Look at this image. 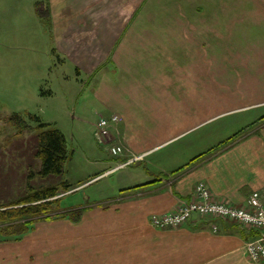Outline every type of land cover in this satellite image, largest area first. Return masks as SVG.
<instances>
[{
  "label": "crops",
  "instance_id": "0c3cea01",
  "mask_svg": "<svg viewBox=\"0 0 264 264\" xmlns=\"http://www.w3.org/2000/svg\"><path fill=\"white\" fill-rule=\"evenodd\" d=\"M146 2L49 0L57 51L74 64L79 75L95 80L97 113L120 116L112 129L113 139L131 153L144 155L137 163V181L148 179L135 182V174L126 169L118 178V192L99 200L101 211L88 210L76 223H53L70 225V232L76 230V234L79 224H84L88 235L101 233V241L110 236L107 231H119L140 242L150 234L165 241L168 234L204 237L242 231L249 234L246 238L240 235L245 242L252 232L236 223L239 231L232 229L231 221L193 217L181 227L158 229L151 226L149 217L171 212L192 198L199 182L209 187L214 199L237 207L246 205L253 190L264 188V123L231 145L208 151L243 122L250 124L262 115L255 107L264 108L263 96L255 92L264 91L260 71L264 53L254 50L248 30L254 24L202 20L199 17L204 12L226 13V7L200 5L199 0L183 7L188 15L180 9L178 18L160 19L158 7ZM169 8L161 6L164 11ZM239 110L246 112L238 117ZM226 116H235V123L229 121L232 127L223 133L227 127L216 121ZM107 163L115 165V158L110 156ZM114 165L94 179L112 173ZM123 181L128 182L122 187ZM41 231L0 248V264H76V243L69 245L70 259L63 260L64 245L50 242L51 230L44 229L43 235ZM53 231V235L63 233L60 228ZM90 243L84 245L92 251ZM204 248L202 253L213 249ZM214 260L203 258L201 264Z\"/></svg>",
  "mask_w": 264,
  "mask_h": 264
},
{
  "label": "rangeland",
  "instance_id": "374dc122",
  "mask_svg": "<svg viewBox=\"0 0 264 264\" xmlns=\"http://www.w3.org/2000/svg\"><path fill=\"white\" fill-rule=\"evenodd\" d=\"M36 1L0 0V115L3 118L0 121V210L15 207L8 204L28 196L34 190L46 186H57V194L49 199L48 213L60 216L47 220L43 212L29 217V220H33L30 229L17 239L9 232L8 227L11 222L8 220L0 222V244H2L0 248L4 250L7 249L5 247L7 243L21 242L28 233L42 230L43 235V230L49 229L52 231V237L48 236L49 240L51 239L50 242L64 245L61 253L63 260L70 259L69 245L77 244L76 264H201L203 258L215 259L214 262L210 261L211 264H261L247 257L245 242L237 231L229 233L231 235H221L220 232L204 237L168 234L165 241L163 237L160 239L161 237L150 234L149 238L142 237L143 242L136 237L131 241L128 235L125 236L119 231H107L110 236L101 241V233L97 231L91 235L90 232L88 235L84 224H79L76 234V230L70 232V225L62 226L53 223L61 220L76 223L65 216L70 215V211L77 208L85 209L84 212L94 209L101 211L102 205L98 203L99 200L115 191L118 192L121 187L118 178L126 169L131 171L130 174H135V182H145L148 179L137 181L139 174L136 167L139 166L137 163L144 158L143 154L131 153L125 146L119 154L109 153L107 145L100 144L95 139L94 124L99 116H105L103 113H97L98 98L93 91L95 80L84 73L79 75L74 64L63 53L57 51L51 28L35 13ZM199 2L200 5L206 6L220 3L226 7L223 8L226 13L221 12L222 10L200 13L199 18L202 20L254 24V28L248 29L252 34L254 50L264 53V29L262 28L264 0H199ZM188 3L195 5L197 0H147L146 2L150 7H158L157 14L161 15L160 19L172 18L170 15L175 17L180 9L182 15H188L189 13L183 10ZM163 5H168L169 10H162ZM174 8L177 9L176 12H173ZM260 39L261 42H259ZM261 68L260 71L264 77V64ZM255 94L263 96L261 99L264 101V91L257 90ZM255 109L261 110L262 113L258 119L250 124L243 122V125L235 132H231L208 151L229 146L264 123V108L255 107ZM15 112L23 114L25 118L28 117V113L37 115L43 122L50 123L63 133L71 158L65 162L60 175L42 177L38 174L40 165L36 157V130L17 132L5 119ZM244 112L246 111L239 110L238 117L244 115ZM228 116L216 121L218 125L227 127L223 129V133L232 127L228 125L229 121L235 123L233 121L235 116ZM238 117L236 116L237 119ZM259 131L258 128L256 132ZM112 143L120 144L121 142L113 141ZM110 156L115 158V165L107 163ZM129 161L131 162L129 166L119 165ZM110 165H114L112 173L94 179ZM62 182L70 184L71 188L65 190ZM127 182L123 181L122 187ZM62 214L66 215L63 217ZM152 215L154 214L150 217ZM206 219L210 221L209 218ZM59 228L63 230V233L53 235V230ZM89 238H92V244ZM154 238H157L156 242H153ZM85 241L92 245V251L87 250ZM172 241L175 247L171 250ZM177 244H184V246L177 248ZM203 246L205 247L203 250H209V247L213 249L202 253ZM52 254L57 253L52 252ZM208 263L206 261L205 264Z\"/></svg>",
  "mask_w": 264,
  "mask_h": 264
},
{
  "label": "built area",
  "instance_id": "2783aa9c",
  "mask_svg": "<svg viewBox=\"0 0 264 264\" xmlns=\"http://www.w3.org/2000/svg\"><path fill=\"white\" fill-rule=\"evenodd\" d=\"M119 120L117 114L99 116L93 132L98 143L107 145L109 153L113 154H119L125 149L122 143H112V129ZM130 164L129 161L119 165ZM193 217L231 221L248 229L252 235L245 240L246 255L251 261L264 264V188L253 190L246 205L237 207L214 199L209 187L200 182L196 185L192 198L183 200L171 212L152 215L150 224L158 229H175L185 225ZM213 229L216 230L217 226L214 225Z\"/></svg>",
  "mask_w": 264,
  "mask_h": 264
},
{
  "label": "trees",
  "instance_id": "16d2710c",
  "mask_svg": "<svg viewBox=\"0 0 264 264\" xmlns=\"http://www.w3.org/2000/svg\"><path fill=\"white\" fill-rule=\"evenodd\" d=\"M34 10L39 19L43 20L51 28L49 0H37L34 4ZM93 75H95V73H93ZM2 119L3 118H1L0 115V121ZM5 119L6 122L17 130V132L23 130H36V157L39 160L40 168L38 174L40 176H57L63 172L64 164L71 158V153L67 150L64 135L59 129L55 128L50 123L43 122L39 116L29 113L27 118H25L23 114L15 112L10 116L5 117ZM62 184L65 190L71 188V185L66 182H62ZM57 191V186H46L39 190H34L28 196L22 197L11 204H8L9 206L14 205L15 207L0 210V222H4L5 220L11 222L8 227L10 230L9 232H11L10 234L17 239L30 229L29 227H31L33 220H29V217L31 218L32 216L39 215L43 212V214H45L44 217L47 220L60 216H53L48 213L50 205L49 199L54 197L57 194ZM84 211L85 209L83 208H77L70 211V215L65 217L73 222H78ZM62 215L64 217L66 214ZM225 225L226 224L223 223V227H225ZM231 226L232 229L238 230L235 223ZM239 232L243 238L249 236V234H245L242 231Z\"/></svg>",
  "mask_w": 264,
  "mask_h": 264
}]
</instances>
